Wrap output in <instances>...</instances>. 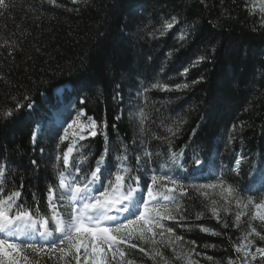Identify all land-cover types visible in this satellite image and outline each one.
<instances>
[{
  "label": "trees",
  "instance_id": "trees-1",
  "mask_svg": "<svg viewBox=\"0 0 264 264\" xmlns=\"http://www.w3.org/2000/svg\"><path fill=\"white\" fill-rule=\"evenodd\" d=\"M57 2L63 7L55 8L43 0H5L8 7L0 8V44L8 40L12 46L11 55L9 46L0 48V112L14 108L16 102L33 103V109L25 107L13 118L0 117V164L9 169L5 187L11 190L23 183L19 202L48 213L47 189L55 183L58 136L72 113L81 108L98 123L107 121L113 165L122 144L129 146L132 165L147 147L153 153L150 170L167 172L185 185L209 183L223 174L229 183L247 187L251 174L264 160V25L259 12L250 14L245 0ZM172 16L179 23L161 37L158 30ZM183 31L188 36L180 41ZM200 56L207 59L191 67ZM185 67H189L188 74L180 76ZM192 80L200 82L183 91L151 90L146 98L137 96L143 87L157 81L191 85ZM58 88L59 94L54 92ZM118 91L120 97L113 99ZM81 98L86 103L81 104ZM65 105L73 106V112H62ZM141 108L148 117L144 132L134 118ZM179 120L185 123L171 150L184 149L181 160L188 171L171 166L166 141L152 139L153 135L168 136L166 128L175 127ZM241 124L243 130L233 132L229 144V130ZM33 130L38 132L35 144ZM81 143L85 146L81 151L94 165L105 147L104 136ZM66 147L67 142L60 145ZM194 155L204 161L200 170H194ZM238 156L244 160L236 175L231 168ZM151 171L141 173L142 180H147ZM142 187L146 191V185ZM189 193L180 201L193 217L187 223L214 227L225 235L211 237L198 230L185 231L173 221L165 223L186 241H195L204 255L218 261L235 257L232 243H239L246 217L239 228L227 229L211 219L210 213L196 221L195 213L203 210V197L191 189ZM234 211L227 216L230 225ZM206 243L216 247L205 249ZM120 247L127 249L126 245ZM127 252L138 264H153L138 249ZM165 254L172 256L169 250ZM197 259L209 264L203 256Z\"/></svg>",
  "mask_w": 264,
  "mask_h": 264
},
{
  "label": "snow or ice",
  "instance_id": "snow-or-ice-1",
  "mask_svg": "<svg viewBox=\"0 0 264 264\" xmlns=\"http://www.w3.org/2000/svg\"><path fill=\"white\" fill-rule=\"evenodd\" d=\"M43 2L55 8L63 7L57 0ZM71 2L87 4L88 0ZM201 2L203 3V0ZM7 7L5 0H0V8ZM245 9L250 14L258 10L261 14V24L264 25V0H251V6L249 0H245ZM178 23L176 16L165 20L158 30L159 35L165 36ZM187 36L188 33L183 31L178 39L184 41ZM5 46H9L8 54L11 55L12 46L8 40L0 44V48ZM206 59V56L198 57L191 67ZM188 72L189 67H185L179 75L186 76ZM202 79L203 77L200 78ZM200 80H192L191 85L187 82L170 85L157 81L143 87L137 92V96L145 97L151 90H187ZM119 87L117 85V88ZM117 97H120L119 91L113 99ZM23 99L28 101L29 97L25 96ZM80 103L84 104L86 101L81 98ZM25 107L31 110L33 103L28 102L25 105L16 102L14 108L0 112V117L5 120L13 118ZM82 117L86 119L82 120ZM134 118L138 119L140 131L144 132L143 126L148 119L144 109L141 108ZM183 123L184 120H179L175 127L168 126V136L153 135L152 139L166 141L170 146L167 159L171 166L188 171L181 160L185 154L184 149L180 152L171 150L173 139L181 132ZM107 127V121L98 123L92 116H87L83 108L63 127L58 136V151L53 163L55 183L49 184L47 189L48 213H41L39 207L33 208L19 202L23 183L19 188L8 190L5 183L9 169L6 164H0V264H48V261L53 264H138L134 256H129L127 249H138L139 253L149 257L153 264H201L197 259L201 256L209 264H253L258 257L261 264H264V246L257 245V241L264 244V160L251 174L246 188L229 183L223 174L209 183L185 185L167 172L151 171L149 165L153 162V153L147 147L143 148L142 154L135 156V165H132L128 155L129 146L122 144L121 152L115 156L113 165L109 159L111 144ZM115 127L113 125V128ZM243 127V124L239 127L232 126L229 130V144L233 140L232 133L242 131ZM195 131L193 129V135ZM99 135L104 136L105 147L95 158L93 165L90 157L81 151L85 148L81 142ZM37 137L38 132L33 130V144L36 143ZM69 140L67 147L61 149L60 145ZM41 152L43 153V149ZM243 160V156L235 158L232 173L239 175ZM30 163L38 167L36 160ZM192 164L196 168H202L204 161L194 155ZM150 171L147 180H142L141 173L148 174ZM142 185H146V191ZM190 189L203 197V210L195 213L196 221L210 213L211 219L221 228L227 229L230 226L239 228L243 223L242 217H247V230L242 233L239 243H232L235 257L230 256L227 261H218L211 255H204L197 250L195 241H186L183 236L175 233L172 226L165 223L173 221L185 231L198 230L211 237L225 235L214 227L187 223L193 220V217L180 201L190 194ZM245 191L249 194L242 195ZM233 208L234 219L230 225L227 216L233 213ZM36 235L43 243L33 242ZM121 245H126L127 249L121 248ZM215 247V244L203 245L205 249ZM165 250L172 253L171 258L165 254Z\"/></svg>",
  "mask_w": 264,
  "mask_h": 264
},
{
  "label": "rangeland",
  "instance_id": "rangeland-1",
  "mask_svg": "<svg viewBox=\"0 0 264 264\" xmlns=\"http://www.w3.org/2000/svg\"><path fill=\"white\" fill-rule=\"evenodd\" d=\"M249 3L251 4V0H249ZM256 11L259 12L258 10H256ZM54 92H56V93L59 94V93H61V89L59 88V89L55 90ZM62 112L66 113V114H68V112H73V106L70 107L69 105H65L64 108H63V111H62ZM76 114H77V113L73 112V113H72V117H71V119H70L69 121H66L64 126H66V124H67L68 122H70L72 119H74V118L76 117ZM57 117H59V116H57ZM52 118H53V117H52ZM81 119H82V120H85L84 117H82ZM64 126H63V127H64ZM70 133H71V130H70ZM70 140H71V136H70ZM70 140H69V141H66V142L69 143ZM245 219H247V217H246ZM254 223H255V222H254ZM246 230H247V227H246V223H245V230H244V232H245ZM258 230H260V229L258 228ZM21 239H22V238H21ZM257 245H258V246H264V244H262V242H260V241H257ZM253 250H254V249H253ZM109 255H110V254H109ZM253 264H261V259L258 257L257 260H256L255 262H253Z\"/></svg>",
  "mask_w": 264,
  "mask_h": 264
},
{
  "label": "bare ground",
  "instance_id": "bare-ground-1",
  "mask_svg": "<svg viewBox=\"0 0 264 264\" xmlns=\"http://www.w3.org/2000/svg\"><path fill=\"white\" fill-rule=\"evenodd\" d=\"M70 90V89H69ZM58 122V121H57Z\"/></svg>",
  "mask_w": 264,
  "mask_h": 264
}]
</instances>
